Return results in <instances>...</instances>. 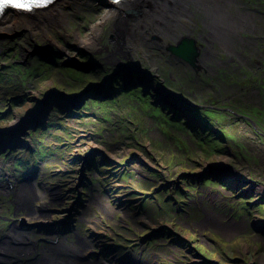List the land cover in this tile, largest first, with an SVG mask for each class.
<instances>
[{"label": "rangeland", "instance_id": "374dc122", "mask_svg": "<svg viewBox=\"0 0 264 264\" xmlns=\"http://www.w3.org/2000/svg\"><path fill=\"white\" fill-rule=\"evenodd\" d=\"M224 1L229 15L251 16L237 11L243 0ZM71 18L73 26L50 35L21 30L0 38V180L28 181L40 172L48 193L33 203L43 208L39 218L10 207L0 217V233L17 217L35 227L33 241L45 245L51 216L52 231L74 226L96 244L89 253L97 256L81 264H97L115 248L121 254L116 264H264V90L243 89L245 55L264 61V43L246 39L221 49L222 57L206 66L208 82L195 79L199 92L168 50L142 48L137 56L155 77L149 84L185 98H174L186 107L183 118L168 103L153 104V91L137 98L139 87L69 109V99L90 88L87 94H97L100 83L123 89L114 80L122 74L118 67L62 37L75 30L84 37L97 18L87 12ZM199 21L189 23L196 37ZM222 58L229 64L214 65ZM225 71L235 85L222 93L218 80ZM7 194L0 190L1 213L13 198Z\"/></svg>", "mask_w": 264, "mask_h": 264}, {"label": "bare ground", "instance_id": "6f19581e", "mask_svg": "<svg viewBox=\"0 0 264 264\" xmlns=\"http://www.w3.org/2000/svg\"><path fill=\"white\" fill-rule=\"evenodd\" d=\"M137 1L139 5L134 7L131 6L132 9H130V11H132V14H126L125 8ZM93 2L101 4V8L95 7ZM207 9L210 10V13L207 12ZM84 11L87 12L88 15L90 14V17L97 18L92 25H89L90 27H86L89 33L85 34L83 37L75 30L74 32L72 31L73 33L71 32L70 36L66 34L58 36L67 37L68 40L72 38V42L81 46L83 50H88L92 54L98 55L101 62L105 63V65L109 64L114 67L123 66L122 68H129V66L132 65L133 67L132 60L142 52V48L147 50L151 47L157 48V44L160 41H172L174 30L177 29L184 20L193 17L198 18L199 16L206 26V29L203 30V34L201 35L204 37V42L206 43V46L203 47L202 50L208 49L210 52L213 51L215 47L224 48L225 16L223 12H221L219 1L214 5L212 0H125L121 4L119 2L114 3L111 0H50V2L40 9L32 11L31 14L13 10L3 12L0 15V38L9 36L12 33L16 34L21 30L26 31L29 36H42V33L50 35L53 34V32L63 31L66 26H69V23H71L72 26L74 25L76 20L72 21L73 19L71 18L74 12L77 14V12L85 13ZM75 18L78 20L79 16ZM76 29H79V24ZM24 52L32 54L37 51L34 50L31 53L29 50H24ZM211 59H213V57L208 56L202 58L201 56L199 62L203 63ZM41 176L39 172L36 175L30 174L27 176L29 178L31 177L32 180H15L14 183H12L13 199L7 203V207L3 205L7 210L6 213L0 212V217L4 214L7 216L9 213L8 210L11 211L10 207H13L14 210L15 206L17 214L23 211L28 217L33 216L31 218H39L40 216L38 214L42 213L38 212V209L33 203L39 199H43L44 195L46 196L48 194L45 188L46 185ZM38 179L43 182H41V184L37 183ZM55 187L57 191L60 190V186ZM0 188L4 191H10L8 181L0 180ZM1 200L2 199H0V201ZM46 204L50 206V204ZM44 215H49V213ZM14 218H12L13 220L8 228L4 229L3 233H0V251H4L6 255H9V260L5 261L1 256L0 260L7 264L9 261H12L11 263L13 264H21V262L28 259L29 262L27 264H32L34 260L30 261V259L35 249L33 245L26 242L33 240L30 234L34 233L35 227L28 226V223L21 220L16 221ZM50 219L51 216L49 222L45 221L49 227L47 231L40 228L45 232V236L48 235V239L45 241V246H42L43 248L41 249L37 262L34 263L78 264L74 254L76 252L83 255L88 252L90 248H93L90 245L89 239L83 236L82 233H78L80 230L75 229L74 226L70 233L72 236L69 238L68 236L70 234L68 232L51 231L53 227ZM65 227L69 228L67 226ZM39 234H41V232H39ZM57 235L60 236V239H58ZM72 237L73 240L70 241ZM15 239L18 242H25L27 244L25 247L27 248H19L14 244L12 245L11 242L13 240L15 241ZM116 252L117 248L106 253L111 258H107V255L102 254L101 262L97 264H115V257L113 258L112 256L116 255ZM119 255L120 254L117 256ZM128 258L129 257H127V260ZM105 259L107 261H105ZM137 261L139 264H144L143 261Z\"/></svg>", "mask_w": 264, "mask_h": 264}, {"label": "flooded vegetation", "instance_id": "af4514ba", "mask_svg": "<svg viewBox=\"0 0 264 264\" xmlns=\"http://www.w3.org/2000/svg\"><path fill=\"white\" fill-rule=\"evenodd\" d=\"M212 1H213L214 5H215L216 2L219 1V4L221 5V12H224L223 13V15L225 16L224 25H226L225 29H224V31H225V34H224V36H225L224 48L227 47V45L230 44L231 42L234 43V42L237 41L236 43H239V44L240 43H245L246 39H247V42L250 43V44H255L256 45V43H259V42L260 43H264V0H243L244 1L243 3H246V4L243 5V7L242 6L238 7L237 11L241 10L243 12L245 11L247 14H250L251 16H248L247 18L242 17V15H239V17H234V14L233 15H231V14L229 15L227 13L228 12L227 11L228 7H227V4H225L224 0H222V2H221V0H212ZM239 3L242 4L240 1H239ZM230 10L233 12L232 9H230ZM207 12L210 13V10L207 9ZM194 19H199L200 20L199 21L200 22V26L203 27V30L206 29V26H205V24H203L200 16L198 18H195V17H193L191 19L187 18L186 20L183 21V23H181V25L179 27H177V29L174 30V36H173L172 41H170V42H162V41H160L157 44V48H158L159 51H161L162 53L165 54L166 50H168L167 47L169 45L174 44V43H178L179 41H181L183 39L194 40L197 45H200V46H198L199 54L196 57L197 63H195L193 66L190 65L185 60L177 58L176 56L171 54L169 51H168L169 54H165L166 56L169 55L170 57L175 58V60H177L178 62H180L181 64H183L185 66V67L182 66V70L184 71V73L186 75L191 77L190 81L193 82V83H191V84H193L192 85L193 86V90L198 91L197 90V83H195V79L198 78L199 80H201L203 82L205 81L207 83L208 79L211 77L209 74H207L209 70L206 69L207 68L206 66L209 65V61H205L203 63H200L199 62V58L201 56H202V58H205V57H208V56L209 57H213V59L215 57L221 58L222 56L220 54V51H221V49L223 50L224 48L215 47V49L213 51H210V52H209L208 49L207 50L206 49L202 50L203 44H204V46H206V43L204 42V37L201 36L203 34V30L196 37V33L194 34L193 27H190L191 25L189 24ZM191 34H193L194 37L190 36ZM216 49H218V53L215 51ZM245 56L247 57V60H246V63L244 64L243 67L246 66L245 68L248 69V73H246V76H249V78L246 79V81H248L247 84H246L247 86L245 84L243 86L244 91L247 92V89H248V91H250L251 89L254 90V88L257 89V90L259 88V90L261 89V91H263L264 90V61H258L256 63V62H254V60L253 61L248 60L250 57L247 54ZM213 59H211L210 61L212 62ZM225 61L222 58L220 62H218L217 64L215 63L214 65H217V67H218V66H220L222 64V62L224 63V65H226V62L228 63V61H226V62ZM132 64H133V67H132L133 69L139 70V72L144 73V75H146V76H148V75L152 76L151 81H153V82L155 81L154 80L155 77L153 76V74H151L150 72H147L145 70V68L142 66V65H144V66L147 65V61H145L143 59V57H140V56L139 57L138 56L134 57L133 60H132ZM157 73H158V71H157ZM226 74L227 73L225 71L224 76L220 77V80H218L221 83L222 87H224L222 93L227 90L225 88H228V87L230 88L232 85H235V83L230 81L231 79H233L231 77V75H230V77H227ZM236 76H240V74H237ZM114 80L117 83H119L120 85H122L123 89H119V91L118 90L116 91V90H113L112 88L108 87V88H110L109 89L110 91L114 92L113 96L119 97L120 95L121 96L122 95H132L134 93H132L131 90L134 89L135 87H139V88H142V91L140 93L137 92V91H134V92H136V94L137 93H139V94L143 93V95L137 96V98L147 99L148 95L150 94V93H148V91H153V93H156L161 100L162 99L165 100V98H168L171 101L172 94H170V96H168L169 92L167 93L166 90H163V89H161L159 87H155L154 84H152V89L148 90V84H145L144 86H142V85H139L138 82H137V84L134 83L136 81H135L133 75L121 74L120 76L115 77ZM248 85H251V86H248ZM165 86H167V85H165ZM182 86L184 87V83H183ZM183 87H180V89L182 91L184 90ZM108 88H107V90H108ZM226 92H229V90H227ZM173 94H175V93H173ZM150 95L152 96V94H150ZM175 95L177 96V98L181 102H186L185 98L183 99L181 97H178L177 94H175ZM99 96H101L102 98H105L103 95H99ZM153 102H154V100H152V103ZM179 105H180V103L176 102L174 108L172 109V112L175 111V112L181 113L182 114L181 117L183 118L184 115H185V113H183V112H184V110H186V107L181 109V108H178ZM171 118L174 119V116L172 115ZM180 120H181V118L178 119V121H180ZM0 190H2L3 192H6L2 188H0ZM12 193H13L12 188H10V191H8L7 196H10ZM38 210H39L40 213H43V211H40V209H38ZM48 212H50V211L48 210ZM48 212H46L44 214H47ZM8 226L5 229H7ZM71 231L72 230H69V232H71ZM95 238H97V240L100 239L99 236H95ZM15 241L17 243V245H15V246L19 247V248H27V247H25V246H27L26 243H30L31 245H33V247L35 249L33 256L36 254V250L38 249L37 250V252L39 251L38 255L35 256V257L31 256V259H30V261L34 260L32 262L36 263L37 259L40 256L41 249L43 248L42 246H45V245H41L40 246V242H39V247L38 246H34V244H33L34 241L33 240H30V242H26V243L23 242V241H19L18 242L16 239H15ZM90 245L93 248L94 247L97 248L96 244H91V242H90ZM98 248H99V246H98ZM113 250H115V249H113ZM3 253L6 254L4 251H3ZM86 253H89V251L86 252ZM92 254H94V252L90 253V255L93 256L94 258H95V256H97L95 254L94 255H92ZM118 254H120V252L117 251L116 255H114L112 257L113 258L115 257V260H116L118 258V256H117ZM123 255L125 256L126 254L124 253ZM74 256H75L76 260L78 261V263L82 262V261H83L82 263H84L85 260H83V257H81L82 254H79V253L75 252ZM26 260L27 261L24 260V262L23 263L21 262V263L22 264H27L29 261H28V259H26ZM119 260H117V261H119ZM0 264H7V263L2 262V260H0Z\"/></svg>", "mask_w": 264, "mask_h": 264}, {"label": "water", "instance_id": "95a60500", "mask_svg": "<svg viewBox=\"0 0 264 264\" xmlns=\"http://www.w3.org/2000/svg\"><path fill=\"white\" fill-rule=\"evenodd\" d=\"M136 5H139V4H136ZM134 6L132 4V7H134ZM130 9H132L131 5L127 6L125 9V13L128 15H131L132 11H130ZM167 49L171 54H173L174 56H176L179 59L185 60L186 62H188L192 66L196 63V57L198 55V49L199 48H198L196 42H194V40L183 39V40L179 41L178 43H174V44L169 45L167 47ZM122 67L123 66H118V68H119L118 73H120V74L122 73L125 75H133L134 79L138 80L139 85L144 86L145 84H148V90L152 89V83L149 84V80L152 78V76H149V75L146 76V75H144V73L139 72V70L133 69L132 65H130L129 68H125V67L122 68ZM124 70H125V72H123ZM136 76H138V77L136 78ZM107 85L100 84L101 88L100 87L96 88L98 93L95 95L87 94V92L89 93L90 89H92V88H90L89 90H87L82 95H80L76 98L69 99V103H68L69 109H72V108L80 109L88 98H94V99L101 98V100H107L109 98H112L114 95L113 91L109 90V92L107 94L102 93L103 89L106 88V90H107V87H106ZM163 90H165V89H163ZM99 95H103L105 98H102L101 96L99 97ZM168 96H170V93H168ZM153 97L156 98L153 103L157 106L158 105H161V106L167 105L165 103H168L167 106H170L173 109L175 104H176L175 99H174V98H176L175 94H173L171 96V101L168 98H165V100H163V99L161 100L156 93ZM66 109H67V107H66Z\"/></svg>", "mask_w": 264, "mask_h": 264}, {"label": "snow or ice", "instance_id": "6c2138e0", "mask_svg": "<svg viewBox=\"0 0 264 264\" xmlns=\"http://www.w3.org/2000/svg\"><path fill=\"white\" fill-rule=\"evenodd\" d=\"M4 3H11L17 8H29V5L26 3H21L19 0H4Z\"/></svg>", "mask_w": 264, "mask_h": 264}]
</instances>
